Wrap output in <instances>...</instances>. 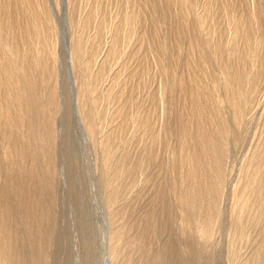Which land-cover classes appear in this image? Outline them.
I'll return each mask as SVG.
<instances>
[{
  "label": "bare ground",
  "instance_id": "obj_1",
  "mask_svg": "<svg viewBox=\"0 0 264 264\" xmlns=\"http://www.w3.org/2000/svg\"><path fill=\"white\" fill-rule=\"evenodd\" d=\"M53 1L58 10L59 0ZM111 1L113 7L106 10L101 0H85V6L76 8L77 13L73 8L68 13L69 45L65 44L75 90L72 102L87 141L99 146L100 157L98 153L96 157L100 158V172L96 173L102 179L100 194L107 209V227L96 232L97 245L82 235L84 230H74L68 255L63 253L66 249L62 245L64 236L70 235L57 223L54 212V188L58 185L55 114L59 107L55 18L47 0H0V264H221L218 256L223 253L208 241L213 239L221 219L219 198L224 194L223 182L228 173H224L223 164L226 147L239 134L232 127L242 126L247 120L249 123L244 124L249 129V108L264 85V27L259 22L264 13L258 7L262 3ZM104 33L108 39L97 61ZM112 66V73L107 71L108 83H101L105 85L100 89L107 68ZM152 72L159 75L161 84L157 83L160 86L156 93L147 90L146 101L135 108L139 92L145 91ZM101 101L111 105L106 116ZM164 104L168 106V116L161 111L167 116L165 122L159 121L162 117L158 119L157 109ZM260 107L258 112L256 106V111L252 108L257 115L254 135L249 138L251 147L242 159L240 175L231 185L227 264H264V102ZM105 120L111 124L102 128ZM124 130L128 134L123 135ZM171 130L176 133L175 140H165L162 147L171 148L170 167L167 151L164 156L169 160L165 161L170 168L167 170L172 169L174 175L171 173L166 183L177 206V233L185 238L176 236L180 241L173 237L175 229L170 230L171 225H176L166 227L167 218L157 223L163 200L157 206L164 197L159 198L157 189L161 186L157 181V191L152 183V196L145 195L155 202L147 208L146 200V209L142 208L139 217L135 213L137 218L125 220L128 205H117L124 189L131 194L139 185L134 186L136 181L127 179L129 176L123 179V173L126 177L132 171H125L130 168L129 162L125 164L129 147L126 152H118L119 145L140 146L135 152L131 146L134 157L129 155L133 162L130 164L140 168L146 161H154L156 152H151V146L159 148L162 142H156L163 141L169 133L173 135ZM158 159L160 162L161 157ZM162 168L157 167V171ZM141 177L144 183L152 181L143 178L145 175ZM248 222L256 226L250 227Z\"/></svg>",
  "mask_w": 264,
  "mask_h": 264
},
{
  "label": "rangeland",
  "instance_id": "obj_2",
  "mask_svg": "<svg viewBox=\"0 0 264 264\" xmlns=\"http://www.w3.org/2000/svg\"><path fill=\"white\" fill-rule=\"evenodd\" d=\"M48 1V4L50 5V9H51V12H52V14H53V16H54V18H55V22H56V27H57V33H56V51H57V63H56V70H57V73H56V80H57V88H58V93H59V107H58V109H57V112H56V116H55V118H56V128H57V130H56V146H54V150H55V153H54V159L56 158V166H57V168H56V170H57V172L55 173V176L58 178H56L57 180H56V182H55V184H58V185H55V188H54V192L57 194L58 193V196H56V194H54V196H55V198H56V201H55V204H54V212L56 213V220H57V223L62 227V228H64V229H66L67 231H68V233H69V235L70 234H72L73 232H74V230H84V232H83V236L85 235V237L86 236H89L88 238H87V240H92L93 242H94V244H96L97 245V242H96V240H97V237H96V232L97 231H100L101 229H103V227H105L106 225H107V215H105L104 213H107V209H106V206H105V202H104V200L101 198V194H100V192H102V190H103V187H100L103 183H101L102 182V179H101V177H100V173H96V172H100V158H98V157H100V154H99V146L97 147V146H94L93 144H92V146L90 145L91 143L90 142H88L89 140L87 139V137H85V133L83 132V128H81L82 126H81V124L79 123L80 121H79V119L77 118V116H75V114H76V109H75V102H72V100L75 98V90L73 89L74 88V83H73V74H72V72H71V70H70V65H69V59H68V45H69V32H70V26L68 25V13H69V11H70V9L71 8H73V10H75L79 5V8H82L83 7V4H84V1L85 0H72V2H68L69 0H59V8H58V10H57V8H56V5H55V3H54V1L53 0H47ZM79 1V2H78ZM258 1V2H257ZM61 2V3H60ZM105 2V3H104ZM256 3H257V5H259L260 3H262V4H260V6H258L261 10H260V13L262 12V13H264L263 11H264V0L262 1V0H256ZM65 4V5H64ZM69 4V5H68ZM101 4H105L106 5V10H108V7H109V9H111L112 7H113V2L110 0V3H109V1L108 0H101ZM72 5V6H71ZM70 6V7H69ZM84 6H85V4H84ZM262 7H263V10H262ZM68 10V11H67ZM58 11V12H57ZM76 11V13L78 12L77 11V9L75 10ZM77 15V14H76ZM57 16V17H56ZM263 18V20H260V19H262ZM260 19H259V22H260V24L262 25V27H264L263 25H264V23H262L263 21H264V16L262 17H260ZM107 34H103L102 35V37H101V44H102V46L100 47V49L98 50V54H96V57H95V59L98 61V60H100L101 58H102V56H103V54H104V47H106V41H107V36H106ZM106 36V37H105ZM58 37V38H57ZM106 38V39H105ZM58 40V41H57ZM60 40V41H59ZM68 43V45H66V44ZM67 46V47H66ZM104 49V50H103ZM67 52V53H66ZM65 54H67V55H65ZM64 56V57H63ZM99 56V57H98ZM214 64H213V62H212V65L211 66H213ZM113 66H112V68L111 67H108L107 68V70H106V72H105V77L103 78V80H101V82H100V84H99V87H100V89L106 84V83H108V81H109V79H110V74L112 73V71H113ZM110 70V74H108L107 73V71H109ZM70 71V72H69ZM152 74H153V76H151L150 77V79H149V81H147V83H146V86H145V91H143V90H141L140 92H139V102H136L135 103V108H140L142 105H143V103L146 101V100H144L147 96H146V91L147 90H149L150 92H153V93H156L157 92V90H156V88L158 89V87L160 86V85H158V84H161V83H159V82H161V78H159V75L155 72H152ZM107 75H108V77H107ZM155 76H158V77H155ZM157 78V79H156ZM105 79V80H104ZM160 80V81H159ZM103 81V82H102ZM155 81H157V82H155ZM101 83H105V84H101ZM158 83V84H157ZM148 84V85H147ZM73 86V87H72ZM147 87V88H146ZM264 85L262 86V88H261V91L263 92H261L260 90V92L258 91L257 92V96L255 97L256 99H258L259 98V96L261 97V98H259V101L260 102H262L261 104H260V102H257L256 101V99L254 100V102H255V104L254 103H252V107L250 106V108H249V110L252 112V113H248V116H250L251 114V118L253 117V118H255L256 117V115H257V113L256 112H258V110H259V108H258V106H261L262 107V105H263V98H264ZM151 88H152V90H151ZM73 92V93H72ZM141 93H143V94H141ZM260 93V94H259ZM258 94H259V96H258ZM140 95H142L141 97H140ZM144 95H145V97H144ZM263 95V96H262ZM141 100H142V102H141ZM143 100H144V102H143ZM74 101V100H73ZM73 104H72V103ZM256 102L258 103V106H257V104H256ZM72 104V105H71ZM137 104V105H136ZM140 106H139V105ZM166 105H168L167 103H165ZM165 104H164V106H165ZM102 105V106H101ZM101 105H100V107H101V109H103V112H105L104 113V115L106 116V112L108 113V111L110 110V108H111V105H110V103H104L103 101H101ZM108 105V106H107ZM74 106V107H73ZM104 106V107H103ZM133 107H134V104L132 105ZM131 106V108H133ZM137 106H139V107H137ZM159 106V107H158ZM157 106V109H158V114H159V116H158V114H157V116H158V119L159 118H161V119H159V121H163V122H165L166 120H167V118H165V117H167L168 115H167V111L168 110H166V108L168 107V106H165V107H163V106H160V105H158ZM255 106H256V108H258L257 109V111H256V108H255ZM108 107V108H107ZM110 107V108H109ZM260 107V108H261ZM134 108V109H135ZM163 110H162V109ZM252 108H254L255 109V111L256 112H254V110L252 109ZM160 109V110H159ZM168 109V108H167ZM223 109H226L224 112L226 113V111H227V108H225V106H224V108ZM164 110H166V111H164ZM253 110V111H252ZM161 111H163V113H165L166 115H164ZM249 111V112H250ZM161 113V114H160ZM250 114V115H249ZM157 116H156V118H157ZM77 118V119H76ZM251 118H249L248 120L250 121V124H249V129L248 130H246L247 128L246 127H248V125H247V123H249V122H247V120L245 121V122H247L246 124H242V126H245L244 128H245V132L243 131L244 130V128L242 127V126H239V125H233L232 123V125L234 126V127H232V129L235 131H239V134H238V138H236L235 139V141L233 142V140L234 139H231L232 140V142L233 143H230L231 142V140L229 141V143H228V148L226 147V153H225V156L224 157H226V158H224L223 160V164H224V173H225V171H226V173L228 174V176H227V174H226V178L224 177V182H223V185H224V187L223 188H225V189H223L222 190V193H224V194H222L221 196H222V198L220 199L219 198V201L221 202V200H222V202H221V205H220V202H219V205H220V207H221V210H222V213H221V219L218 221V223H219V225L217 226L216 225V231H215V234L214 235H212V238L213 239H211V240H209L208 242H211L212 244H213V247H216V248H214V249H217V250H219L220 251V254L221 253H223L222 255H220V256H218V259H220V258H222V259H220V263L222 264V261H223V264H227L228 262H227V260H226V254H227V251H226V249H227V247H226V239H227V235H226V233H227V226H228V224H229V216H228V213H229V207H230V202H231V195H230V191H231V185H232V183L234 182V180H236L237 179V177H238V174L240 173L239 172V170H240V166H241V163H242V159H243V157H244V155L246 154V152H248L249 151V149H250V143H252L251 141V139L249 140V138H251V136L252 135H254L252 132H254L255 131V126L256 125H254V123L253 122H255L256 123V118H255V121H253V119H251ZM158 119H156V120H158ZM166 119V120H165ZM78 120V121H77ZM165 120V121H164ZM169 120V119H168ZM170 120H172V118L170 119ZM169 120V121H170ZM157 122L156 121V124L158 123H162L163 124V122ZM252 121V122H251ZM79 123V124H78ZM105 123V124H104ZM111 124L110 122H106V120L105 121H103V123H102V128H107V126L109 127V124ZM103 125H105L104 127H103ZM231 125V126H232ZM241 125V124H240ZM80 126V127H79ZM250 126L252 127V128H250ZM253 126H254V128H253ZM235 127L237 128V129H235ZM81 128V129H80ZM240 128V129H239ZM243 128V129H242ZM132 128L130 127L127 131H129V130H131ZM82 130V131H81ZM243 131V132H241V131ZM254 130V131H253ZM174 131V130H173ZM173 131L171 130V133L173 134V135H171L170 133H169V135H167L168 136V138H167V136H166V138L163 140V141H169V140H171V137H172V140L171 141H169L168 143H172L175 139H174V137L176 136H174V133H173ZM81 132H82V134H84V136L81 134ZM124 133H123V135H125V134H128V132H126V130H124L123 131ZM247 132H248V134H247ZM240 133H241V135H240ZM243 133V134H242ZM246 133V134H245ZM251 133V134H250ZM176 134V133H175ZM245 134V135H244ZM170 136V137H169ZM174 136V137H173ZM239 136H241L240 138H239ZM246 136V137H245ZM243 137L245 138V139H243ZM253 137V136H252ZM170 138V139H169ZM176 138V137H175ZM163 139V138H162ZM237 139H239L238 141H236ZM241 139H242V141H241ZM253 139V138H252ZM88 140V141H87ZM162 140L160 141H158V142H156V145H158L159 144V142H162V143H160L159 145H160V147L162 148L161 150H160V147L158 148V146H155V148H154V146L152 147L151 146V152L153 153V151L154 152H156V154H157V156L159 155L160 157H161V159H160V162H158V158H160V157H158L157 158V156H156V154H154L155 156H152L153 158H154V161L152 160V159H150V160H148V161H146L145 162V166L144 165H141V167L139 168H137L136 166H134V165H132V164H130L131 162H132V160H130L131 159V157H134V156H132L131 154H133L132 153V151L133 152H135V151H137V150H139V148H140V146L139 147H135V145H134V147H133V144L131 145L132 146V149H131V146H129V143L128 144H125L124 143V145L123 144H120L119 145V147H122V145L123 146H125V147H122V148H119L118 146H116V150H117V147H118V152L119 151H124V152H126L127 150H128V148L127 147H129V150L127 151V153L131 156H129L128 155V159H127V161L125 160V164H128V162H129V165H130V168H128V170L126 169L125 171L126 172H128V173H130L131 171V173L130 174H128V173H126V177H124L125 175H124V173H123V175H122V177H123V179L125 178V180H127V179H132V180H134V181H136V182H134V186L135 185H138V186H135L134 187V189H136L134 192L132 191L131 192V194H130V191H128V192H126L127 190H125L124 189V194H123V192H121V194L119 195V198H118V200H117V205L119 206V207H121V206H125L126 207V205L125 204H127L128 205V207H127V211H126V213L125 214H127V213H129V214H127V216H128V218L126 217V215H125V220H127V219H134V218H137V216L138 215H140L141 213L140 212H142L143 210H142V208L145 210L146 209V207L148 208V207H150L151 206V204H153L155 201H153V202H151V198L150 197H145V195H147V196H152V192H153V189L156 187V188H158L159 186L158 185H160L161 187H159L157 190L159 191V189H160V193L158 192V194H159V198L160 197H162V195L164 196V197H162V199L160 198V203L158 204V206L157 207H159L160 206V204H162L163 203V212H162V214H161V216L160 215H158L159 217H157V219H158V221H157V223L159 224V223H162L164 220H166L165 218H167V221L169 222H167V226L166 227H169L170 228V226L169 225H171V224H174V225H176L175 227L173 226V225H171V228H170V230L171 229H175V230H172V232H174V231H176V232H174V235H173V237L175 238V240L177 239V237H179L180 235H178V233H177V228H179L178 227V220H177V218L176 217H178V213H176V211H177V206H176V203H175V200L173 201V199L170 197L173 193H172V191L170 190V187L169 186H167V183H169V181L171 180V178L173 177V175H174V173L172 172L173 170L171 169L170 171L171 172H169V170H167V169H170L169 167H170V164H171V153H170V147L169 146H166V148L168 149H166L165 148V146H163L162 147V145L164 144L165 145V143H167L166 141L165 142H163ZM249 141V142H248ZM238 142V143H237ZM158 143V144H157ZM230 144H233V145H230ZM128 145V146H127ZM63 147V148H62ZM157 147V148H156ZM96 148H98V149H96ZM124 148V149H123ZM137 148V149H136ZM170 148V149H169ZM95 149H96V151H95ZM127 149V150H126ZM154 149H159L160 150V152H159V150H154ZM164 149H166V150H164ZM126 150V151H125ZM132 150V151H131ZM135 150V151H134ZM165 151V152H162V153H164L163 154V157L165 158V154H166V151H167V154H166V157L168 156V157H170V158H168L167 157V159H170V161L169 160H166V158H165V160H164V158L162 157V153H161V151ZM95 151V152H94ZM169 151V152H168ZM130 152H131V154H130ZM158 152V153H157ZM228 152V153H227ZM96 153H98L97 154V156L98 157H96ZM161 153V154H160ZM170 154V155H169ZM226 154H228V156H226ZM56 156V157H55ZM98 158V159H97ZM70 159V160H69ZM158 159V160H157ZM152 160V161H151ZM157 160V161H156ZM227 160V161H226ZM97 161V162H96ZM98 161H99V163H98ZM162 161V162H161ZM168 163V161H169V167H168V164L166 163V162ZM227 162V167H226V165H225V163ZM127 162V163H126ZM151 162V163H153V164H151V167L149 166L150 164L149 163ZM163 162H165V163H163ZM124 163V162H123ZM133 163V162H132ZM158 163V164H157ZM159 163H160V165H159ZM161 163H163V164H161ZM96 164H98L97 166L98 167H95L96 166ZM154 164H156V165H154ZM164 164H167V166L165 167V165ZM153 165V166H152ZM158 165V166H157ZM163 165V166H162ZM93 166H94V168H93ZM133 166H134V169H132V170H130L131 169V167L133 168ZM149 166V167H148ZM155 166H156V168H155ZM136 167V168H135ZM157 167H158V169L161 167H163L162 169H160L163 173H164V171H165V173L163 174L161 171H157L158 169H157ZM96 168H97V171H96ZM99 168V169H98ZM146 168L148 169V170H146ZM151 168V169H150ZM156 170H155V169ZM165 168V169H164ZM227 168V169H226ZM136 169V170H135ZM140 169V170H139ZM146 171H145V170ZM154 169V170H153ZM130 170V171H129ZM133 170H135L134 172H133ZM138 170V172H136ZM149 170H150V172H149ZM141 173H140V172ZM145 171V172H144ZM136 172V173H135ZM142 172H144V173H142ZM155 172V175L153 176V173ZM168 172H169V174H168ZM67 173V174H66ZM133 173V174H132ZM137 173H138V175H137ZM139 173L141 174V175H139ZM145 173H147V174H145ZM161 174V175H159V174ZM167 173V174H166ZM171 173H172V177H171ZM59 174H61V176L59 175ZM158 174V175H157ZM132 175V177H130ZM134 175H137V176H135L134 177ZM145 175V177H143V178H151L152 179V181H151V179H150V183H144L143 181H141V179H142V177L141 176H144ZM150 175V176H149ZM163 175V176H162ZM168 175V176H167ZM240 175V174H239ZM98 176H99V178H98ZM129 176V177H128ZM151 176H153V177H151ZM160 176H161V178H160ZM166 176V177H165ZM128 177V178H127ZM141 177V178H140ZM156 177V179L155 180H153L154 178ZM157 177H159L158 179H157ZM164 177V178H163ZM167 177H171L170 179L168 178V181L166 180L167 179ZM228 177V178H227ZM127 178V179H126ZM134 178H136V180L134 179ZM138 179H140V181L138 180ZM164 179V181H162ZM100 180V181H99ZM159 180V181H158ZM98 181H99V183H98ZM154 181V182H153ZM155 181H157L158 182V185L157 186H155L156 185V183L157 182H155ZM160 181H162V182H160ZM141 182V183H140ZM159 182H160V184H159ZM165 182V183H164ZM167 182V183H166ZM226 182V183H225ZM136 183V184H135ZM144 185H143V184ZM152 183H154V188H153V184ZM163 183V184H162ZM140 184H142L143 185V187H139V186H142V185H140ZM149 186H148V185ZM150 184H151V186H150ZM227 184V185H226ZM74 185V186H73ZM100 185V186H99ZM163 185V186H162ZM164 185L166 186V187H164ZM63 186V187H62ZM103 186V185H102ZM144 186H145V188H144ZM149 187V188H148ZM152 187V188H151ZM169 187V188H168ZM230 187V188H229ZM57 188H58V190H57ZM142 188V189H141ZM146 188L147 189H149V190H146ZM156 188L154 189L155 191H157L156 190ZM161 188H162V190H161ZM166 189V192L165 193H163V191H164V189ZM168 188V189H167ZM55 189L57 190V191H55ZM230 189V190H229ZM101 190V191H100ZM137 190L140 192H137ZM152 190V192H150ZM168 190H169V193H170V191H171V195L168 193ZM147 191H149V193L147 192ZM155 191H154V194H155ZM161 191H162V193H161ZM224 191V192H223ZM134 193V194H133ZM144 195H143V194ZM166 193L169 195V196H167L166 195ZM127 194V195H126ZM133 194V195H132ZM129 195V196H128ZM137 195H138V197H137ZM140 195V196H139ZM143 195V196H142ZM124 196V197H123ZM133 196V197H132ZM166 196V197H165ZM220 196V197H221ZM126 197V198H125ZM129 197H131V198H129ZM136 199H135V198ZM140 197V199H143V200H140L139 201V198ZM167 197H169V198H167ZM172 197H173V195H172ZM122 198L124 199V200H122ZM164 198V199H163ZM165 198H167V199H165ZM121 199V200H120ZM127 201H126V200ZM170 199V200H169ZM103 200V201H102ZM131 202H130V201ZM148 201V203H147V205L146 204H144V203H146L147 201ZM163 200V202L161 203V201ZM122 201V202H121ZM124 201H125V203H124ZM134 201V202H133ZM135 201H137V202H135ZM142 201V202H141ZM145 201V202H144ZM167 201H168V203H167ZM170 201H173L172 203L170 202ZM128 202V203H127ZM130 202V203H129ZM133 202V203H132ZM150 202V203H149ZM170 202V203H169ZM135 203H136V206H135ZM166 203H167V206H168V208H167V206H165L166 205ZM174 203V204H173ZM123 204V205H122ZM132 204V205H131ZM142 204H144L143 206H142ZM165 204V205H164ZM170 204H172V206L170 205ZM129 205H131V206H129ZM139 205L141 206V207H139ZM145 205H146V207H145ZM173 205H175V206H173ZM56 206V207H55ZM135 206V207H134ZM130 207H131V209H130ZM133 207V208H132ZM169 207H171L170 209L173 211H171V216H170V214L168 213V212H170V211H167V210H169ZM172 207H175V208H172ZM57 208V209H56ZM129 208V209H128ZM134 208H135V210H134ZM141 208V209H140ZM136 209H138V210H136ZM173 209H175V210H173ZM132 210V211H131ZM142 210V211H141ZM165 210V211H164ZM129 211H131L132 213H137V216H136V214H135V216H134V214H132L131 212H129ZM139 211V212H138ZM167 211V212H166ZM175 211V212H174ZM228 212V213H227ZM130 213L132 214V215H130ZM172 213H174V215L172 214ZM169 214V215H168ZM165 215V216H164ZM176 215V216H175ZM163 216V217H162ZM170 218H169V217ZM175 216V217H174ZM139 217V216H138ZM162 217V218H161ZM172 217V218H171ZM164 218V219H163ZM169 219V220H168ZM173 219V221L174 222H172L171 220ZM161 220V221H160ZM163 220V221H162ZM176 220V221H175ZM229 220V221H228ZM172 222V223H171ZM177 222V223H176ZM250 223V224H249ZM247 224V223H246ZM251 225V226H250ZM259 225V224H258ZM248 226H250V227H255L254 226V224H251V222H248ZM107 227V226H106ZM218 227V228H217ZM168 228V229H169ZM177 229V230H176ZM85 232H87L88 234L86 235L85 234ZM89 233H90V235H89ZM175 233H177V234H175ZM177 236V237H176ZM68 238H69V241H67L68 240ZM181 240L182 239H185V238H183V237H179ZM177 239L176 241H180V239ZM217 240H216V239ZM64 242H65V244H63L62 245V248H64V249H66V251H64L63 253H65V254H67L68 253V255L69 254H71L70 252V250H68V248L71 246V245H73L72 244V239H73V236L72 235H70V237L69 236H67V235H65L64 236ZM82 239H84V238H82ZM162 239V238H161ZM215 240V241H214ZM219 240V241H218ZM66 241H67V244H66ZM216 241H218V242H216ZM244 241V240H243ZM155 242V241H154ZM215 243V245H214V243ZM92 243V242H91ZM177 243H179V242H177ZM207 243V242H206ZM218 243V244H217ZM207 244H209V243H207ZM241 244H243L242 242H241ZM239 245V244H238ZM67 246H68V248H67ZM207 246H212L211 244H209V245H207ZM219 246H221V247H223L222 249H221V247H219ZM210 248V247H209ZM222 251V252H221ZM223 256V257H222Z\"/></svg>",
  "mask_w": 264,
  "mask_h": 264
}]
</instances>
